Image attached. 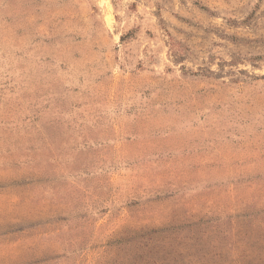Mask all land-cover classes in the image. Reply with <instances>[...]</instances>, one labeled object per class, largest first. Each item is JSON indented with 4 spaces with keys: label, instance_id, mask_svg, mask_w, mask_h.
<instances>
[{
    "label": "rangeland",
    "instance_id": "rangeland-1",
    "mask_svg": "<svg viewBox=\"0 0 264 264\" xmlns=\"http://www.w3.org/2000/svg\"><path fill=\"white\" fill-rule=\"evenodd\" d=\"M0 264H264V0H0Z\"/></svg>",
    "mask_w": 264,
    "mask_h": 264
}]
</instances>
